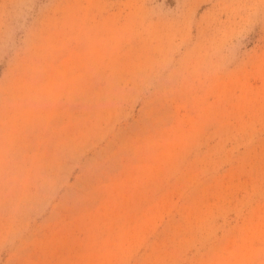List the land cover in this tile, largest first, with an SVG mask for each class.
I'll return each mask as SVG.
<instances>
[{
	"label": "rangeland",
	"instance_id": "374dc122",
	"mask_svg": "<svg viewBox=\"0 0 264 264\" xmlns=\"http://www.w3.org/2000/svg\"><path fill=\"white\" fill-rule=\"evenodd\" d=\"M0 264H264V0H0Z\"/></svg>",
	"mask_w": 264,
	"mask_h": 264
}]
</instances>
